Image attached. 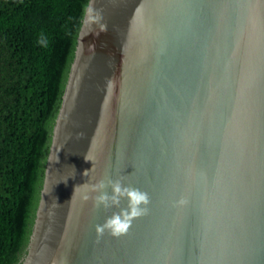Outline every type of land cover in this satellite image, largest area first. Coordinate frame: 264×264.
Returning <instances> with one entry per match:
<instances>
[{
  "label": "water",
  "instance_id": "obj_1",
  "mask_svg": "<svg viewBox=\"0 0 264 264\" xmlns=\"http://www.w3.org/2000/svg\"><path fill=\"white\" fill-rule=\"evenodd\" d=\"M89 4L21 264H264V0ZM109 178L151 200L119 239Z\"/></svg>",
  "mask_w": 264,
  "mask_h": 264
},
{
  "label": "trees",
  "instance_id": "obj_2",
  "mask_svg": "<svg viewBox=\"0 0 264 264\" xmlns=\"http://www.w3.org/2000/svg\"><path fill=\"white\" fill-rule=\"evenodd\" d=\"M88 1L0 0V264H21L26 255Z\"/></svg>",
  "mask_w": 264,
  "mask_h": 264
},
{
  "label": "clouds",
  "instance_id": "obj_3",
  "mask_svg": "<svg viewBox=\"0 0 264 264\" xmlns=\"http://www.w3.org/2000/svg\"><path fill=\"white\" fill-rule=\"evenodd\" d=\"M83 12L85 24H99L101 31L106 30L107 25L102 22V10L96 9L94 4H89L85 6ZM38 43L41 47L46 48L48 46V40L43 33L40 35ZM87 171L85 170L83 175H87ZM108 188L111 189V194L107 191ZM92 191L98 193V195L92 197L94 206L97 209L101 207L106 211L111 208L119 209V211L113 212L111 216L106 218L103 224L96 225L95 232L98 238L107 233L111 237L119 239L129 232L134 220L149 214L151 200L148 193L139 188L126 186L120 179L100 180L92 186ZM84 199L87 200L89 197L85 196ZM122 201H126V207H120ZM187 204L188 199L186 197H181L175 202L176 207H184Z\"/></svg>",
  "mask_w": 264,
  "mask_h": 264
}]
</instances>
